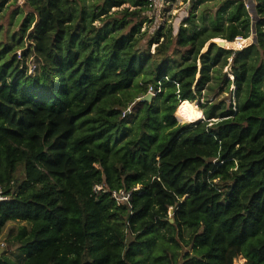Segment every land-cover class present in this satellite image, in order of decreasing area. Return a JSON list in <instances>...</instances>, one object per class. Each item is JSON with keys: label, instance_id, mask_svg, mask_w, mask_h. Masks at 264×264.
Here are the masks:
<instances>
[{"label": "trees", "instance_id": "1", "mask_svg": "<svg viewBox=\"0 0 264 264\" xmlns=\"http://www.w3.org/2000/svg\"><path fill=\"white\" fill-rule=\"evenodd\" d=\"M126 1L27 0L28 48L0 50V236L28 223L18 259L3 248L0 264H264V0L254 24L229 0L211 26L188 15L146 49L139 23L109 13ZM253 28L241 49L203 50ZM231 84L234 102L218 100ZM150 85L156 97L139 99ZM196 99L203 118L181 124ZM119 189L129 203L117 204Z\"/></svg>", "mask_w": 264, "mask_h": 264}, {"label": "rangeland", "instance_id": "2", "mask_svg": "<svg viewBox=\"0 0 264 264\" xmlns=\"http://www.w3.org/2000/svg\"><path fill=\"white\" fill-rule=\"evenodd\" d=\"M77 1L85 4L86 6H89L88 9H91V6L97 3L99 0H77ZM135 1L136 0H127L121 6L111 8L109 13H113L114 16L120 18L122 15L127 14V18L131 24L139 23L141 26L139 35L142 34V37L144 36V39L143 41H141L140 46L146 49L148 41L154 37V34L152 33L154 30H157V28H159L164 32V34L168 35L170 33V29L175 28V30L177 31V29L180 26L185 25L184 22L186 17H188V15L194 16V27H202L204 25L211 26L212 21L215 18L216 10L223 4H228L229 0H202L197 4H195L193 0H170L169 3H164L163 5L158 6L157 8L149 7L147 4V0L146 1L144 0L143 4H137L135 3ZM242 1L245 3L247 10H249L251 22L252 24H254L256 18L254 11L255 0H242ZM32 12L33 10L30 7V5L27 3V0H0V50L5 46L6 43L15 42V41L17 42L19 41L21 45H23V49L28 48L29 40L27 38V35H25V37H22L21 26L25 17ZM94 24L96 26H99L100 21H95ZM175 34L176 33L174 32V35ZM246 39L247 40L243 41L242 46H247L248 44L255 42L254 28L251 32L250 37ZM237 42L236 43L234 42L233 44L235 45L237 44ZM155 46L156 44H151L150 46L151 53L154 52ZM23 49H18V51ZM173 49H175V46H173ZM173 49H171L168 53L172 57H173ZM9 55H13V52L5 53L6 57ZM31 60L32 59L29 57V59L27 60L28 65H30ZM228 70L229 69H227V67L223 68V73ZM227 74H229V72ZM229 76L231 78V75ZM197 77L199 76L197 75ZM140 81L143 82L142 79ZM197 81L198 80H196V83ZM234 90H235V86L231 84L229 89L223 92L218 98V100L224 99L227 102L230 101L234 102L235 100ZM155 97L156 95L155 96L153 95L149 100ZM198 97L199 99H201L199 95ZM139 99L142 100L143 96ZM199 99L193 100L196 103V106L199 110L197 120L203 118V114H202L203 111L200 107ZM193 101H189L185 105ZM176 114L175 116L177 117ZM178 120L181 124L190 123L187 121L180 120L179 118ZM169 215L170 216L172 215V210L169 211ZM22 224H28V223L19 222V221H11L7 223L0 236V252L1 249L3 248L7 249V253L9 255L18 259L19 256L18 253L20 251L19 244L14 242V236L17 233L18 228ZM181 247H182L181 252L184 255L185 252L189 250V248L186 247L182 242H181ZM244 262H245V258L241 256L235 260L234 264H243ZM182 263H183V259L179 258L178 264H182Z\"/></svg>", "mask_w": 264, "mask_h": 264}, {"label": "built area", "instance_id": "3", "mask_svg": "<svg viewBox=\"0 0 264 264\" xmlns=\"http://www.w3.org/2000/svg\"><path fill=\"white\" fill-rule=\"evenodd\" d=\"M169 1L170 0H147V4L151 8H157L158 6H161L164 3H169ZM239 38H241V37H239ZM22 51L23 50H20V51L17 50L16 51L18 58L21 60H22ZM29 57L32 60H31L30 65H28V71H29V73H33L38 67L37 62L35 61V54L33 51L30 52L28 59H29ZM149 89H151V91H149ZM159 91H160V89H155L152 85H150L148 87L147 94L151 93L155 96ZM128 112H130V108L128 109ZM139 187L140 186H136L133 188V190H137V189H139ZM101 188H102V185H98L94 189L99 190ZM131 193H132V190L127 191L125 189H119V190H113L111 194H112V197L116 200L117 204H122V203H129ZM8 198L9 197L3 193L2 188L0 186V201L7 200Z\"/></svg>", "mask_w": 264, "mask_h": 264}, {"label": "bare ground", "instance_id": "4", "mask_svg": "<svg viewBox=\"0 0 264 264\" xmlns=\"http://www.w3.org/2000/svg\"><path fill=\"white\" fill-rule=\"evenodd\" d=\"M213 39L216 40V41H220L222 38H220V39H218V38H213ZM243 41H244V40H240V41H238V42L235 41V43H236V42H237V43L240 42L241 45H242ZM233 43H234V42H233ZM233 43H230L229 41L226 40V41H224L223 45H224V47H226L227 44H233ZM208 45H209V42H208V44L205 46L204 51L207 50ZM233 45H234V44H233ZM241 47H243V46H241ZM241 47H237V48H241ZM198 114H199V110H198V108H197V106H196V103L193 101V102H190V103H188L187 105H185V106L183 107V110L180 111V112H178L176 115H177V117H178L180 120L187 121V122H193V121L197 120Z\"/></svg>", "mask_w": 264, "mask_h": 264}, {"label": "water", "instance_id": "5", "mask_svg": "<svg viewBox=\"0 0 264 264\" xmlns=\"http://www.w3.org/2000/svg\"><path fill=\"white\" fill-rule=\"evenodd\" d=\"M226 40L227 39H224V38H222L220 41H216L214 39H211L210 42H209V46L212 43H216V44H218L219 46H221L223 48H227V47H224V45H223L224 41H226ZM243 47H245V46H243ZM243 47H241V48H243ZM241 48H228V49H241ZM152 96H153V94L148 93V94H146V96L143 97V99H148L149 100ZM170 221L173 222V218H170Z\"/></svg>", "mask_w": 264, "mask_h": 264}, {"label": "clouds", "instance_id": "6", "mask_svg": "<svg viewBox=\"0 0 264 264\" xmlns=\"http://www.w3.org/2000/svg\"><path fill=\"white\" fill-rule=\"evenodd\" d=\"M241 46H242L241 43H237L234 45V47H241ZM177 90L179 91V85H177ZM149 91H151V89H149ZM208 123L212 124V123H216V121H209Z\"/></svg>", "mask_w": 264, "mask_h": 264}]
</instances>
